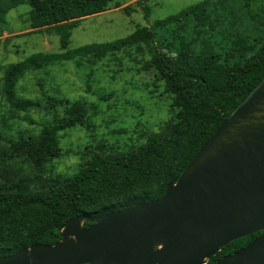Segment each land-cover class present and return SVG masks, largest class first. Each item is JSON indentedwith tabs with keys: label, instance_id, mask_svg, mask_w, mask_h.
I'll return each instance as SVG.
<instances>
[{
	"label": "trees",
	"instance_id": "1",
	"mask_svg": "<svg viewBox=\"0 0 264 264\" xmlns=\"http://www.w3.org/2000/svg\"><path fill=\"white\" fill-rule=\"evenodd\" d=\"M113 0H0V25L10 9L20 3L29 6L26 22L30 29H45L58 36L61 54H34L23 61L0 67L1 94L15 111L37 107L32 100L16 96L17 81L29 68L49 61L101 59L130 47H144L149 59L141 65L152 72L151 87L162 85L175 111L154 133H142L143 142L118 152L104 150L81 161L71 176L45 175L44 166L60 156L59 132L87 124L90 108L79 101L66 102L48 98L53 107L62 106L61 115L45 125L37 136L5 140L0 135V150L5 159L21 158L33 170H5L0 174V257L28 248L32 244L54 245L59 231L75 216H97L146 203L161 197L170 183H175L184 168L203 146L218 125L264 78V39L259 47L240 61L222 63L213 46L202 42L197 50L180 43L174 54L155 44L153 27H137L126 37L111 42L67 49L71 31L82 18L105 11ZM146 0H138L145 14ZM191 6L156 21L155 26L175 22L181 15H192L202 21L197 7ZM248 18L264 31V9L256 0H243ZM238 43V42H236ZM242 49V47H240ZM41 64L36 66L37 62ZM77 64V63H76ZM152 92V91H150ZM92 224L86 223L88 228ZM262 232L234 240L221 248L207 264H214L256 239Z\"/></svg>",
	"mask_w": 264,
	"mask_h": 264
},
{
	"label": "rangeland",
	"instance_id": "2",
	"mask_svg": "<svg viewBox=\"0 0 264 264\" xmlns=\"http://www.w3.org/2000/svg\"><path fill=\"white\" fill-rule=\"evenodd\" d=\"M206 0H146L148 13L137 5L138 0H113L96 15L82 18L72 29L67 49L111 42L126 37L137 27H153L155 44L164 52L174 54L180 43L197 50L202 42L211 44L230 64L253 53L264 39V31L245 13L243 0H210L197 7L202 17L181 15L175 22L155 26L191 6ZM264 9V0H256ZM29 6L25 3L10 9L0 25V67L25 60L36 54H61L58 36L45 29H30L26 22ZM238 42V43H236ZM242 47V49H240ZM149 59L144 47H130L101 59L80 61H49L31 67L17 81L16 96L37 102L36 108L15 111L4 100L0 83V135L5 140L35 137L50 124L54 115H61L62 106L53 107L48 98L79 101L90 108L87 124L76 125L58 134L60 156L44 166L46 176H71L83 159L96 152L101 143L104 150L124 151L141 144L142 133H154L171 117L170 99L162 85L151 87L152 72L141 65ZM77 63V64H76ZM41 64L37 62L36 66ZM2 72L0 71V79ZM152 91V92H150ZM2 144V142H0ZM4 154L0 150V157ZM0 158V174L5 170L23 169L31 176L33 170L21 158ZM5 170H4V169Z\"/></svg>",
	"mask_w": 264,
	"mask_h": 264
},
{
	"label": "water",
	"instance_id": "3",
	"mask_svg": "<svg viewBox=\"0 0 264 264\" xmlns=\"http://www.w3.org/2000/svg\"><path fill=\"white\" fill-rule=\"evenodd\" d=\"M257 232L214 264H264V78L161 197L72 217L56 244H32L0 264H207L226 244Z\"/></svg>",
	"mask_w": 264,
	"mask_h": 264
}]
</instances>
